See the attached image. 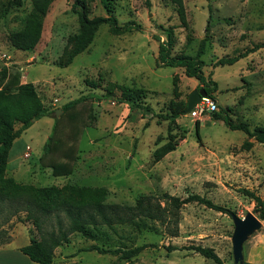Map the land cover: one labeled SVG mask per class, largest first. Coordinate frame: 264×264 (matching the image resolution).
Listing matches in <instances>:
<instances>
[{
	"label": "rangeland",
	"instance_id": "1",
	"mask_svg": "<svg viewBox=\"0 0 264 264\" xmlns=\"http://www.w3.org/2000/svg\"><path fill=\"white\" fill-rule=\"evenodd\" d=\"M6 3L0 0V69L8 68L21 84L32 83L43 105L53 112L21 133L19 138L27 146L19 169L6 178L34 189L50 188L52 204L134 205L141 196L160 198L168 194L181 200L194 194L203 196L230 213L192 202L175 210L168 225L155 223L157 231L139 233L128 226H117L119 234L130 238L127 246L154 245L122 264H215L187 249L197 245L212 248L223 264H233L231 214L239 218L247 213L256 216L255 202L242 190L264 199V144L250 140L252 147L244 149L247 137L241 131L229 129L210 113L201 119L187 113L177 119L184 133L176 149L154 163L152 152L167 137L168 123L160 116L175 99L174 82L180 100H187L193 90L202 88L182 68L159 65L156 36L165 40L164 30L170 28L171 53L194 56L211 14L202 72L216 83L211 95L218 111L228 108L233 122H246L251 129L264 126V48L232 65L216 66L221 58L238 56L264 43V0H182L186 26L169 0H111L118 25L131 21L139 30L115 35L108 25H102L87 49L66 67L62 63L72 50V38L80 32L81 8L88 18L105 17L101 0H52L39 40L29 51L14 48L9 34L28 29L32 2L23 0L18 8L7 7ZM225 18L228 23L221 21ZM108 84L144 90L147 111H131L125 103L111 98L98 102L87 98L84 105L76 106L82 122L70 131L63 117L54 131V120L62 116V111L56 116L57 110L81 96L103 94ZM196 121L200 123L199 135ZM53 132L60 145L69 143L74 149L66 168L69 173L63 171L58 176L49 168L50 160L58 161L57 153L44 155V145ZM160 202L165 205L162 199ZM18 216L12 217L0 233V241L11 242V248L26 245L31 237L40 239L30 221H19L24 214ZM58 216L67 229V217L63 213ZM260 221L262 227L243 248L244 262L250 264H264V221ZM43 229L57 231L55 215ZM171 231L176 236L171 237ZM111 236L117 239V235ZM93 244L77 233L70 234L69 243L55 249L54 264H115L112 255L84 251ZM168 247L175 250L168 252Z\"/></svg>",
	"mask_w": 264,
	"mask_h": 264
},
{
	"label": "trees",
	"instance_id": "2",
	"mask_svg": "<svg viewBox=\"0 0 264 264\" xmlns=\"http://www.w3.org/2000/svg\"><path fill=\"white\" fill-rule=\"evenodd\" d=\"M22 1L7 0L6 5L10 8H18L22 5ZM110 1L101 0L107 13L105 17L88 18L85 9L81 8L79 15L80 32L72 38V50L65 62L62 63V67L68 66L77 55L87 49L96 31L104 24L108 25L111 33L115 35H120L134 29L139 30L140 27L131 21L122 26L118 25ZM169 1L176 5L182 24L186 26L182 0ZM31 2L33 8L29 18L30 25L28 29L9 34L11 45L20 51L34 49L40 37L43 18L52 0H31ZM208 9L211 11L210 5H208ZM211 19L210 14L204 29L205 36L200 41L194 56L184 53L173 55L171 53L173 48V33L170 28L164 30L165 40L161 41L157 36L156 40L159 42L157 57L159 65L162 67L182 68L184 74L189 78H195L202 85V88L205 89L207 97L213 99L211 93L216 90V83L210 79L207 80L202 72V68L205 66L202 57L206 52ZM221 21L228 23L229 19L225 18ZM260 48H264V43L257 44L238 56L221 58L216 62V66L232 65L239 59ZM173 93L175 99L169 102L166 113L160 116L168 123L167 137L166 141L157 146L152 152L154 163L159 162L167 154L174 151L178 144L179 136H182L184 133L178 126L177 119L186 114L187 100L179 99L176 81L174 82ZM145 97V91L140 88L108 84L103 94L92 93L88 96H81L63 105L61 107L62 116L54 120V131L56 125L63 117H65L67 124L70 125V131L73 130L78 122H82V114L80 111H76V106L80 104L84 105L87 98L97 102L111 98L117 100L119 103H125L131 111H147L148 106L145 105ZM52 114L53 112H50L43 105L32 83L21 84L16 75H10L8 68L3 67L0 69V233L2 232V227L9 223L12 217H17L20 213H23L24 218H19V221H30L40 233V239L31 237L29 243L20 248V251L28 256L32 262L37 264H54L55 249L69 243V235L77 233L82 238L94 242L93 245L84 249V251H94L100 255H112L116 257L115 264H122L123 262L131 261L146 248L154 247V245L146 243L139 246H127L126 242L130 238L119 234L117 226H128L139 233L145 230L157 231L155 223L168 225L173 219L175 210H178L184 204L192 202L219 212L230 213L228 210L213 204L209 199L196 194L182 200L168 194H164L160 198L141 196L135 201L134 205L104 203L75 204L68 201L52 204L50 203V199L53 197V193L50 188L34 189L31 186L18 185L6 178L7 157L14 141L34 121L43 117H51ZM210 114L214 120L223 121L229 129L241 131L246 135L247 138L242 144L244 149L252 147L253 142L250 140L264 144V126L257 125L251 129L246 122L235 123L229 115L228 108L223 111H214ZM17 124L20 126L16 129L15 125ZM199 126L200 123L196 121L195 130L197 135H199ZM54 134L55 132L52 133L44 145V155L46 156L53 152L57 153L59 157L58 161L53 162L50 160L49 168L52 169L54 176H58L63 171L69 173V170H66V168L74 149L72 146H68L69 143H61L60 145L58 139L54 140ZM158 143L156 141V145ZM242 193L255 202L254 213L259 220L264 221V199L247 190H242ZM161 199L165 204L164 206L160 202ZM59 213H63L69 220L67 229L62 227L58 216ZM53 215L57 218L58 229L57 231L52 230L47 232L43 227ZM111 233L117 235L116 240L112 238ZM169 235L171 237L176 236L173 231ZM7 243L0 241V245ZM187 249L194 251L205 259L213 261L215 264H223L212 248L197 245ZM167 250L171 252L175 248L168 247ZM243 264L250 263L244 262Z\"/></svg>",
	"mask_w": 264,
	"mask_h": 264
},
{
	"label": "water",
	"instance_id": "3",
	"mask_svg": "<svg viewBox=\"0 0 264 264\" xmlns=\"http://www.w3.org/2000/svg\"><path fill=\"white\" fill-rule=\"evenodd\" d=\"M206 96L207 93L204 88L193 90L187 97L186 114L189 113L193 107ZM60 112V109L57 110L56 116H58ZM231 219L234 226L233 233L231 235V253L233 264H243L244 244L250 236L260 230L262 224L261 221L252 213H247L243 218H239L235 214H231Z\"/></svg>",
	"mask_w": 264,
	"mask_h": 264
},
{
	"label": "crops",
	"instance_id": "4",
	"mask_svg": "<svg viewBox=\"0 0 264 264\" xmlns=\"http://www.w3.org/2000/svg\"><path fill=\"white\" fill-rule=\"evenodd\" d=\"M25 146H27V143L21 138L14 141L7 157V176L13 177L14 173L19 169L20 157L22 156ZM10 244L11 242L0 245V264H37L32 262L28 256L20 251V248L25 245L11 248Z\"/></svg>",
	"mask_w": 264,
	"mask_h": 264
},
{
	"label": "built area",
	"instance_id": "5",
	"mask_svg": "<svg viewBox=\"0 0 264 264\" xmlns=\"http://www.w3.org/2000/svg\"><path fill=\"white\" fill-rule=\"evenodd\" d=\"M214 111H218L217 103L212 98L206 96L193 107L189 112V116L193 119H201L202 116ZM25 157H28V154H25Z\"/></svg>",
	"mask_w": 264,
	"mask_h": 264
}]
</instances>
